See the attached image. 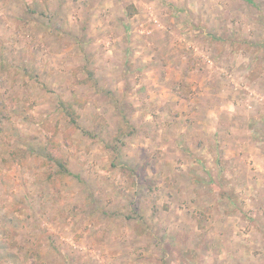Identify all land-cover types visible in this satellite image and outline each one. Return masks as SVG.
<instances>
[{"label":"rangeland","instance_id":"rangeland-1","mask_svg":"<svg viewBox=\"0 0 264 264\" xmlns=\"http://www.w3.org/2000/svg\"><path fill=\"white\" fill-rule=\"evenodd\" d=\"M0 264H264V0H0Z\"/></svg>","mask_w":264,"mask_h":264},{"label":"trees","instance_id":"trees-1","mask_svg":"<svg viewBox=\"0 0 264 264\" xmlns=\"http://www.w3.org/2000/svg\"><path fill=\"white\" fill-rule=\"evenodd\" d=\"M60 163V162H59ZM61 165V164H60ZM61 167L63 168V166L61 165Z\"/></svg>","mask_w":264,"mask_h":264},{"label":"crops","instance_id":"crops-1","mask_svg":"<svg viewBox=\"0 0 264 264\" xmlns=\"http://www.w3.org/2000/svg\"><path fill=\"white\" fill-rule=\"evenodd\" d=\"M207 115V114H206ZM261 122H263L262 120H261Z\"/></svg>","mask_w":264,"mask_h":264}]
</instances>
